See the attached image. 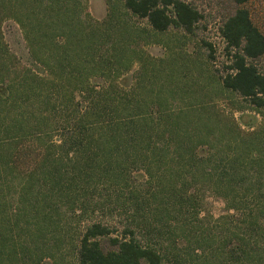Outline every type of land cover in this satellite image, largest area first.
I'll use <instances>...</instances> for the list:
<instances>
[{
    "label": "trees",
    "instance_id": "trees-1",
    "mask_svg": "<svg viewBox=\"0 0 264 264\" xmlns=\"http://www.w3.org/2000/svg\"><path fill=\"white\" fill-rule=\"evenodd\" d=\"M105 1L86 21L79 0H57L29 58L0 51V264H264V116L244 130L213 102L150 86L156 63L125 39L128 20L192 34V3ZM226 1L217 82L264 115V35L247 0ZM205 194L226 209L210 224Z\"/></svg>",
    "mask_w": 264,
    "mask_h": 264
},
{
    "label": "rangeland",
    "instance_id": "rangeland-1",
    "mask_svg": "<svg viewBox=\"0 0 264 264\" xmlns=\"http://www.w3.org/2000/svg\"><path fill=\"white\" fill-rule=\"evenodd\" d=\"M200 12L192 34H185L178 28L169 27L164 31H152L144 19L131 17L128 21L134 29L125 30V39L132 36L136 40L142 61L150 59L156 63V77L150 80L153 90L166 89L175 96L173 102H213L225 112H231L242 129L256 127L263 114L252 109L238 95L222 91L217 82L219 75L228 69L229 62L225 42L219 26L232 8L226 0H186ZM80 11L100 20L107 12L105 0H79ZM244 7L252 22L264 35V0H247ZM57 25V0H0V51L5 55L24 60L31 56L28 46L35 45L53 32ZM57 28V27H56ZM57 39V36H54ZM44 39V40H46ZM36 41V42H35ZM264 73V53L254 60ZM134 62L128 71V79L138 67ZM171 69L168 79L163 74ZM212 75L210 80L209 75ZM188 97H177L181 91ZM193 95L195 98L189 97ZM199 216L209 224L226 212L224 201L216 196L205 194L199 204ZM219 228L216 227L214 230Z\"/></svg>",
    "mask_w": 264,
    "mask_h": 264
}]
</instances>
